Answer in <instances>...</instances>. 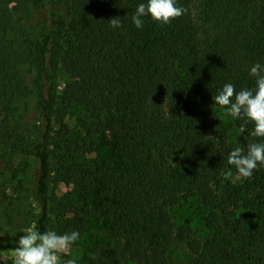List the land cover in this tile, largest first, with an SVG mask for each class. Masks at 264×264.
<instances>
[{
    "label": "trees",
    "instance_id": "obj_1",
    "mask_svg": "<svg viewBox=\"0 0 264 264\" xmlns=\"http://www.w3.org/2000/svg\"><path fill=\"white\" fill-rule=\"evenodd\" d=\"M142 2L0 0L1 158L35 160L32 222L41 232L50 174L72 185L62 234L105 233L91 236L89 264H175L181 246L187 264H264V168L238 183L227 163L235 147L264 139L250 135V123L241 134L242 120L216 118L212 99L226 83L254 87L264 0H176L184 15L167 25L145 17L137 29L131 16ZM113 17L120 28L109 26ZM74 104L87 114L70 128ZM101 148L108 158L88 157ZM16 192L22 203L25 189ZM187 197L204 209L203 239L172 221ZM2 221L14 223L13 211Z\"/></svg>",
    "mask_w": 264,
    "mask_h": 264
},
{
    "label": "rangeland",
    "instance_id": "obj_2",
    "mask_svg": "<svg viewBox=\"0 0 264 264\" xmlns=\"http://www.w3.org/2000/svg\"><path fill=\"white\" fill-rule=\"evenodd\" d=\"M199 4L195 3L191 8V18L194 23L198 22ZM57 91L60 93L63 86V77L60 74L56 75ZM86 109L74 104L68 115L65 118V123L70 128L78 127V122L86 117ZM214 116L220 119L224 124L229 125L231 118L224 114V110H214ZM234 135V134H233ZM232 135V140H235ZM98 141V139H97ZM5 149L0 145V264H12L11 249L1 247L8 246L12 243H17L20 235H23V229L33 225V218L37 215L36 203L32 197L33 185L35 180L36 162L30 157L20 154H15L11 158L10 165H6L1 154ZM109 151L99 149L96 154L88 155L89 158L103 160L108 158ZM235 182H241L242 178L234 175L232 178ZM21 186L25 189V197L23 202H18L17 188ZM72 185L65 181H56L53 173L50 174L47 187L48 198V221L47 231H55L62 234L65 220L70 218L67 214L64 204V196L71 191ZM13 211V222L6 225L2 221V216L6 210ZM204 209L200 206L196 198L187 197L180 198L178 203L171 210V218L176 227L186 225L190 228L194 237L203 239L206 236V231L203 227ZM95 237L102 239L105 233L99 229L91 230L89 233L82 235L72 245L70 250L61 255V264L68 260H73L75 264H89L90 239ZM190 253L186 247H177L172 252V259L175 264H187L190 259Z\"/></svg>",
    "mask_w": 264,
    "mask_h": 264
},
{
    "label": "clouds",
    "instance_id": "obj_3",
    "mask_svg": "<svg viewBox=\"0 0 264 264\" xmlns=\"http://www.w3.org/2000/svg\"><path fill=\"white\" fill-rule=\"evenodd\" d=\"M187 9L177 6L176 0H145L139 3L131 16L137 29L144 27V18L162 25L171 23L186 13ZM112 28L122 26L119 17L108 21ZM249 76L255 79L254 87L237 90L232 83H226L212 96L214 105L224 110V114L242 120L239 132L246 131V125L252 124L250 135L264 139V65L257 62L249 69ZM227 163L234 167L238 178L250 179L258 168H264V142L249 143L245 148L235 147L227 157ZM233 173L227 171L224 178ZM79 239V232L58 234L55 231H39L33 224L23 229L16 247L13 249L12 264H61V255L70 250ZM64 264H75L68 260Z\"/></svg>",
    "mask_w": 264,
    "mask_h": 264
}]
</instances>
